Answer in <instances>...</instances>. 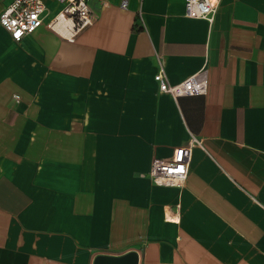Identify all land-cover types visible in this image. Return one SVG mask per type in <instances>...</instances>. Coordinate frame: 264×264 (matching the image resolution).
Masks as SVG:
<instances>
[{"label": "crops", "instance_id": "crops-1", "mask_svg": "<svg viewBox=\"0 0 264 264\" xmlns=\"http://www.w3.org/2000/svg\"><path fill=\"white\" fill-rule=\"evenodd\" d=\"M184 1L90 0L72 39L0 25V264H264V0L212 21ZM160 66L205 68L207 92L161 91ZM191 135L184 183L155 184L152 159Z\"/></svg>", "mask_w": 264, "mask_h": 264}, {"label": "built area", "instance_id": "built-area-1", "mask_svg": "<svg viewBox=\"0 0 264 264\" xmlns=\"http://www.w3.org/2000/svg\"><path fill=\"white\" fill-rule=\"evenodd\" d=\"M59 8L50 13L42 0H9L0 11V25L8 31L14 41L33 32L43 23L51 29H61L68 38L93 22L90 0H56ZM220 0H185V15L213 20ZM126 2L122 1L121 6ZM158 88L172 97L202 95L208 89V75L205 68L190 73L183 79L170 82L165 70L160 66L153 74ZM201 139L191 135L188 143L173 148L168 159L153 158L148 175L155 184L180 186L187 176L192 148L200 145ZM169 220H177L168 213Z\"/></svg>", "mask_w": 264, "mask_h": 264}, {"label": "water", "instance_id": "water-1", "mask_svg": "<svg viewBox=\"0 0 264 264\" xmlns=\"http://www.w3.org/2000/svg\"><path fill=\"white\" fill-rule=\"evenodd\" d=\"M93 264H137V255L134 251L120 256L97 255Z\"/></svg>", "mask_w": 264, "mask_h": 264}]
</instances>
